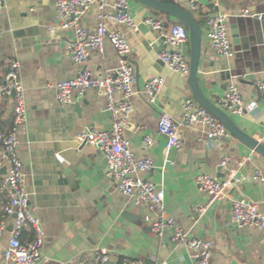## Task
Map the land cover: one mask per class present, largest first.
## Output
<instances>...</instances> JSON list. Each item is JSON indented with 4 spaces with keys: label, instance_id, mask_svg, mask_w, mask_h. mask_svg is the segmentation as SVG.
<instances>
[{
    "label": "crops",
    "instance_id": "obj_1",
    "mask_svg": "<svg viewBox=\"0 0 264 264\" xmlns=\"http://www.w3.org/2000/svg\"><path fill=\"white\" fill-rule=\"evenodd\" d=\"M0 14L3 34L0 37V130L13 124L14 96L3 94V76L13 60L20 63L25 87L28 120L19 129L18 154L23 162L26 190L30 205L40 217L45 241L42 257L35 264H83L96 251L106 249L114 264L124 258L143 264H194L189 249L164 236L146 230L149 215L157 211L144 202L136 203L123 194L106 176L107 162L102 150L81 142L76 134L86 128L110 129L112 115L106 110L103 91L90 89L64 106L56 101L54 85L73 78L86 68L94 76H106L122 63H131L136 70L135 93L131 97L133 111L124 136L137 157L150 156L153 167L140 174L166 191L167 211L191 235L214 243L210 264H264V231L254 226H238L231 222L233 201L245 199L257 203L264 211V184L254 178L256 168L264 171V157L238 140H210L209 125L195 123L183 126L182 145L167 149V139L158 131L160 116L166 112L175 121H182L184 101L193 97L189 76L185 77L163 64L158 57L163 47L159 33L143 20L154 15L168 25L177 21L167 13L130 0L129 11L139 25L132 31L126 25L105 19L110 31L123 32L131 52L121 56L109 39L103 54L93 52L83 64L72 58L71 44L76 28H62L56 12L57 0H2ZM191 11L202 21L203 42L199 66V82L206 96L219 105L230 83L238 85L246 108L242 114H230L236 124L249 135L264 143V100L257 82L264 78V39L261 54L251 52L247 43L233 45L231 26L236 24L241 38L246 37L245 25L258 22L264 38V0H164ZM248 10L251 15H243ZM106 11H112L111 6ZM98 4L81 16L79 25L93 30L99 21ZM228 15V29L233 56H220L209 38L208 17L215 13ZM256 15L262 20H256ZM190 59V42L185 47ZM237 57L236 59H234ZM241 74V75H240ZM154 76L166 78L160 96L151 102L146 91L147 81ZM80 107V113L75 105ZM151 136L153 142L147 143ZM228 154L231 162L222 165ZM252 156L251 160H245ZM244 161V162H243ZM241 170L242 178L232 181ZM220 177L228 173L230 186L226 195L209 202L208 193L197 184L200 174ZM7 194L0 195V221L6 229L0 237V264H12L1 257L7 246L13 218H3ZM24 234V233H23ZM33 237L26 230L24 241Z\"/></svg>",
    "mask_w": 264,
    "mask_h": 264
},
{
    "label": "built area",
    "instance_id": "obj_2",
    "mask_svg": "<svg viewBox=\"0 0 264 264\" xmlns=\"http://www.w3.org/2000/svg\"><path fill=\"white\" fill-rule=\"evenodd\" d=\"M93 4H98L101 12L97 26L91 30L81 27L79 20ZM108 6H111L112 11H106ZM129 6L130 0H57L56 12L61 27L76 28L75 40L70 48L75 63L83 65L93 52L103 54L106 39L111 41L119 55L127 56L131 52L127 35L123 32L110 31L104 22L105 19H112L126 25L132 31H139V25L130 13ZM192 6L195 7V0H192ZM4 7V2L0 0V14ZM242 14L251 15L248 10ZM143 22L160 35L163 47L158 54L159 60L173 71L188 77L190 59L185 51L186 45L190 42L188 29L179 22L168 25L154 15H148ZM207 23L210 42L216 53L225 57L232 56L228 15L220 12L211 14ZM2 34L3 28L0 22V37ZM3 78L5 81L3 94L10 95L15 92V105L12 126L6 131L0 130V169L7 167L6 174L0 175V195L7 194V201L3 206V218H13L11 236L1 252V257L12 264H35L42 257L45 230L40 217L30 205L23 162L18 154L20 142L18 132L28 120L25 87L18 60L12 61ZM135 81L136 70L129 62L122 63L103 77L94 76L91 71L83 68L77 76L61 80L54 85L56 101L60 106H64L71 103L75 97L83 96L90 89L103 91L107 101L106 110L112 115L111 128L104 130L86 128L76 134V139L79 142L87 141L103 151L107 162L106 176L123 194L132 197L136 203L144 202L151 210L157 211L156 219H152L149 215L145 216V221L154 232L164 236L167 231H171L170 239L189 249L194 264H210L213 241L193 236L184 229L167 211L164 187L140 176L153 167V160L150 156L137 157L124 136V130L129 124V116L134 108L131 97L135 93ZM165 81L166 78L163 76H154L147 81L146 91L151 102L158 100ZM257 85L264 100V78L259 79ZM219 106L229 114L244 113L246 104L236 83H230L224 96L219 100ZM183 107L184 114L180 122L172 119L166 112L160 116L158 131L166 137L167 149L179 148L182 145V127L195 123L209 125L210 140H221L232 135L228 128L210 111L200 106L195 98L185 99ZM146 141L151 144L153 138L149 136ZM251 159L250 155L244 161ZM230 162L231 157L226 154L222 165L226 167ZM254 178L264 184V171L256 168ZM197 184L200 189L208 193L209 202L223 198L230 186L228 180L207 173L198 176ZM231 222L241 227L254 226L264 231V211L257 203L236 199L232 205ZM5 229L6 220L3 219L0 221V237ZM26 230H31L33 237L24 241L22 236ZM111 262L110 253L106 249H101L84 259L83 264H111ZM114 264H143V262L124 258L115 261Z\"/></svg>",
    "mask_w": 264,
    "mask_h": 264
},
{
    "label": "water",
    "instance_id": "obj_3",
    "mask_svg": "<svg viewBox=\"0 0 264 264\" xmlns=\"http://www.w3.org/2000/svg\"><path fill=\"white\" fill-rule=\"evenodd\" d=\"M144 5L150 6L156 10H159L161 12L167 13L170 16L174 17L177 22L183 24L189 31V37H190V73H189V81L191 90L193 93V96L195 100L198 102V104L204 108H206L208 111H210L213 115H215L230 131L232 135H234L238 140H240L243 144L248 146L249 148L253 149L256 153L264 157V143L260 142L253 136L246 133L244 130H242L234 121L232 116L226 112L224 109H222L219 105L211 101L206 94L202 91V88L200 86L199 82V66H200V60L202 55V42H203V29L194 14L187 10L186 8L173 3L168 2L164 0H136ZM254 18L256 20H262L263 18L259 17V15H256ZM231 33L233 37V45H240L243 43H247L249 45V48L246 50L247 52H244V55L250 54L252 51L257 52L258 54H261V46L263 45V30L261 25L257 22H254V24H246L245 25V31H246V37L241 38L239 29L236 26V24L231 26ZM230 57H234L233 55ZM235 57L234 59H236ZM241 75V74H240ZM15 95V92H13V96ZM75 111L79 114L80 113V107L78 104L75 105ZM87 144V141L81 142L80 148H84V146ZM7 172V167H2L0 169V175H4ZM221 178L227 179L228 173H222L220 175ZM242 178V171H237L232 181H235L236 179ZM16 216V215H15ZM14 216V217H15ZM13 223L10 225L9 230H12ZM146 230L152 232L153 234L157 235L156 232H154L150 226H146Z\"/></svg>",
    "mask_w": 264,
    "mask_h": 264
},
{
    "label": "trees",
    "instance_id": "obj_4",
    "mask_svg": "<svg viewBox=\"0 0 264 264\" xmlns=\"http://www.w3.org/2000/svg\"><path fill=\"white\" fill-rule=\"evenodd\" d=\"M198 22L200 23V25L202 24V21L201 20H198ZM24 234H25V232H24ZM24 234H23V236H22V238L24 239ZM32 238V237H31Z\"/></svg>",
    "mask_w": 264,
    "mask_h": 264
}]
</instances>
